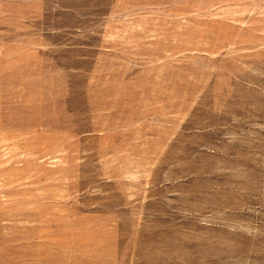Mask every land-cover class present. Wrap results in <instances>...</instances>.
I'll return each mask as SVG.
<instances>
[{
    "label": "rangeland",
    "instance_id": "374dc122",
    "mask_svg": "<svg viewBox=\"0 0 264 264\" xmlns=\"http://www.w3.org/2000/svg\"><path fill=\"white\" fill-rule=\"evenodd\" d=\"M0 264H264V0H0Z\"/></svg>",
    "mask_w": 264,
    "mask_h": 264
}]
</instances>
